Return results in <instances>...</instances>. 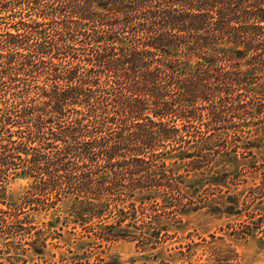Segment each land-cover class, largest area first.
<instances>
[{"label":"trees","instance_id":"16d2710c","mask_svg":"<svg viewBox=\"0 0 264 264\" xmlns=\"http://www.w3.org/2000/svg\"><path fill=\"white\" fill-rule=\"evenodd\" d=\"M263 145L264 0H0V264L71 225L156 248L164 205L264 247Z\"/></svg>","mask_w":264,"mask_h":264},{"label":"rangeland","instance_id":"374dc122","mask_svg":"<svg viewBox=\"0 0 264 264\" xmlns=\"http://www.w3.org/2000/svg\"><path fill=\"white\" fill-rule=\"evenodd\" d=\"M255 151L259 156H264V145ZM26 184L25 180L14 181L10 186V199L18 198ZM166 202L175 204V200L172 202L170 198H166ZM222 203L225 204L224 201ZM164 207L160 209L161 230L156 248L148 246L146 250H143L137 247L135 241L126 239L108 243H100L97 240L95 243L94 236V244H88L90 238L87 237L86 231H83L81 227L73 229L71 225L66 228L60 246L51 244L44 258L30 251L31 255L27 262L15 259L12 262L15 264H65L73 261L72 257L75 254H80L79 261L83 262L82 264H87L88 261L90 264H95L98 258H117L126 264L132 257H137L141 264H264V247L261 246L258 238L255 236L239 238L230 234L232 229L227 224L239 221V216H216L208 213L207 208L183 214L180 210L175 211L173 207ZM65 211L66 207H62L48 213L33 212V214L41 226L43 222L55 219L59 214L63 217L67 216ZM149 216L141 213L137 220L139 222L150 220ZM110 219L107 218V220ZM73 230L76 233L71 232ZM260 235L263 234L260 233ZM56 240L52 242L56 243ZM214 250L216 255H212ZM61 255L66 256L67 261L62 262ZM3 260L4 264H11L8 259L3 258Z\"/></svg>","mask_w":264,"mask_h":264}]
</instances>
